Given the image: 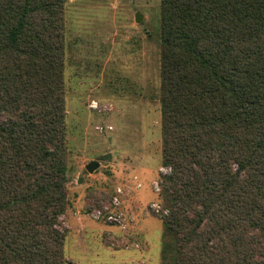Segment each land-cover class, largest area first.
Masks as SVG:
<instances>
[{
    "label": "trees",
    "instance_id": "trees-1",
    "mask_svg": "<svg viewBox=\"0 0 264 264\" xmlns=\"http://www.w3.org/2000/svg\"><path fill=\"white\" fill-rule=\"evenodd\" d=\"M65 0H0V264H67ZM160 264H264V0H160Z\"/></svg>",
    "mask_w": 264,
    "mask_h": 264
},
{
    "label": "rangeland",
    "instance_id": "rangeland-1",
    "mask_svg": "<svg viewBox=\"0 0 264 264\" xmlns=\"http://www.w3.org/2000/svg\"><path fill=\"white\" fill-rule=\"evenodd\" d=\"M64 11L67 264H160V0H65ZM104 206L121 222L95 219Z\"/></svg>",
    "mask_w": 264,
    "mask_h": 264
},
{
    "label": "built area",
    "instance_id": "built-area-1",
    "mask_svg": "<svg viewBox=\"0 0 264 264\" xmlns=\"http://www.w3.org/2000/svg\"><path fill=\"white\" fill-rule=\"evenodd\" d=\"M90 106L94 108V107H96V103L93 102V103H91ZM169 172H170V169H168V168L163 169V174H167ZM154 188L157 192L160 191V187L158 186V184H156L154 186ZM121 191H122L121 189H117V192L120 193ZM118 204H119V202H118L117 198H114L113 205H118ZM157 206L158 205L156 204L155 207H157ZM107 208H108L107 206H104L102 209H95L92 212L93 217L95 219L101 218L103 216V214L105 213V210H107ZM153 209H154V211H156V213H161V212L166 213L165 210H161V207L160 208H153ZM105 214L107 215L106 219L108 221L115 222V223L121 222V220L119 219V216L117 214H114V213H105Z\"/></svg>",
    "mask_w": 264,
    "mask_h": 264
},
{
    "label": "crops",
    "instance_id": "crops-1",
    "mask_svg": "<svg viewBox=\"0 0 264 264\" xmlns=\"http://www.w3.org/2000/svg\"><path fill=\"white\" fill-rule=\"evenodd\" d=\"M98 166V165H97ZM97 168V167H96ZM95 168V169H96ZM134 176H136V175H134ZM78 182H81V178H78ZM134 180L132 179V181H130V186H132V185H134ZM137 187L140 185V187H142V184H141V182H138L137 184ZM127 187H122L121 185H117V187H116V190L117 189H121L122 191H126L127 190V188L129 187L128 185H126ZM137 189V188H136ZM141 193V196H142V198L144 199L145 197L147 198V197H149V196H146L147 195V193L146 192H140ZM141 196H140V198H141ZM139 203V205L140 204H142V205H145V203L144 202H140V201H138ZM150 202H153V201H150ZM76 231L80 234L81 233V231L83 230V225H82V221H81V218L80 217H77V223H76ZM96 225L100 228V229H102V231H104L103 230V228L101 227V223H96ZM105 232H108V231H106V229H105ZM105 232H103L102 234H104ZM139 253H137V254H130V256L129 257H132V256H136V257H138L139 255H138Z\"/></svg>",
    "mask_w": 264,
    "mask_h": 264
},
{
    "label": "water",
    "instance_id": "water-1",
    "mask_svg": "<svg viewBox=\"0 0 264 264\" xmlns=\"http://www.w3.org/2000/svg\"><path fill=\"white\" fill-rule=\"evenodd\" d=\"M97 165V162H90L86 165V170L92 172L97 167Z\"/></svg>",
    "mask_w": 264,
    "mask_h": 264
}]
</instances>
